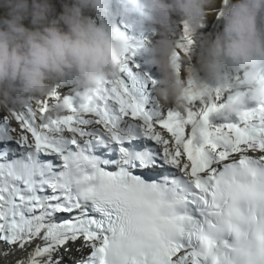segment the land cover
I'll use <instances>...</instances> for the list:
<instances>
[{"label": "snow or ice", "instance_id": "snow-or-ice-1", "mask_svg": "<svg viewBox=\"0 0 264 264\" xmlns=\"http://www.w3.org/2000/svg\"><path fill=\"white\" fill-rule=\"evenodd\" d=\"M143 46L62 116L56 89L0 116V264H264V104L213 123L219 90L189 80L187 112L151 106Z\"/></svg>", "mask_w": 264, "mask_h": 264}, {"label": "clouds", "instance_id": "clouds-1", "mask_svg": "<svg viewBox=\"0 0 264 264\" xmlns=\"http://www.w3.org/2000/svg\"><path fill=\"white\" fill-rule=\"evenodd\" d=\"M56 12L53 0H0V111L11 113L20 105L46 98L56 80L74 76L75 96L88 102L94 89L118 77L125 52L133 38L122 32L116 20L149 28L158 39L143 41L146 63L157 68L160 79L154 92L161 109L187 112L188 80L176 70L179 38L174 16H181L196 43L180 58L189 76L204 73L232 90L225 65L242 69L247 94L235 89L236 98L223 103L229 115L242 116L249 102L264 104V0H61ZM97 13L103 23L89 14ZM209 16L223 18V30L215 39L197 37ZM30 21V24H26ZM203 34L201 33V36ZM197 63L193 64V59ZM208 89L215 90L207 84ZM207 96L208 93L206 92ZM66 97L49 112L62 116L71 105ZM38 107V106H37Z\"/></svg>", "mask_w": 264, "mask_h": 264}, {"label": "rangeland", "instance_id": "rangeland-1", "mask_svg": "<svg viewBox=\"0 0 264 264\" xmlns=\"http://www.w3.org/2000/svg\"><path fill=\"white\" fill-rule=\"evenodd\" d=\"M54 5H55L57 13H61L63 11V6H58L56 4H54ZM89 14L93 17L94 20H96V22L98 24L100 23L99 18H101V17L97 13L91 12ZM173 19L176 21V31H179L182 33L184 31V25H185L183 18L181 16H174ZM25 23L30 24V21H26ZM126 25H127V23H126ZM223 26H224V21H223L222 17H220V16H209V18L206 21V25L200 30V33L197 34V37L200 39H203V38L215 39V36L223 30ZM212 27L214 28L213 32H211ZM128 28H127V31L129 32L130 36L137 37V39H134L133 45H135L138 41H148V40L154 41L155 39H158V36L153 32H152L153 33L152 35H147L145 29L142 30V29H139L135 26H131ZM201 33L203 34L202 36H201ZM195 43H196V40H194L193 45ZM147 59H148V57H147L146 53L144 52V46H143L138 50L137 55L135 57V62H136V64L139 65V68H137L135 71H136L137 75L140 77V80L143 84L150 85L149 89L148 88L143 89V91H145V92L149 90V92H147V94L149 96V104L151 101V102L157 103V106H159V103H158L156 96H155L154 88H155L156 83L160 79V74H159L157 68L146 63ZM196 63H197V61L194 57L193 64L195 65ZM181 73H182V77L185 80L197 81V84H199V85L207 84L209 87H211L215 90H219V93H220L219 103H225L230 99H234L236 96V92H235L236 88L235 87H232L231 91L226 92L221 87L219 82H217L215 80H211L204 73H193V74H191V76H189V74L187 72H184L183 70H181ZM222 73L228 77L229 82L234 80L235 83H238L240 85H242V82L245 79V73L242 69L233 68V67L228 66V65H225L223 67ZM148 77H151V79H147ZM152 81H155L156 83L154 85H152ZM53 87L56 89V91L60 95L61 99H63V97L66 98L68 96H71L74 99V101L78 99V97L75 96V89L78 87V84H77L74 76H68V77H65L64 79L57 80V83L54 82ZM240 90L244 91L247 94V86L246 85L240 86ZM255 106H256V104L254 102H249L247 105V108H252ZM23 107H24V105H20L19 109H23ZM166 111H167V109H165V112ZM2 112L4 114L7 113L5 111H2ZM0 115H1V111H0ZM12 126L16 127L18 132L21 131V129L19 128V123L17 121H15L14 119L12 120ZM164 133L167 135H170L166 132V130H164ZM28 135H30V133H28ZM87 248L90 251V248L89 247H87ZM60 252H61V255L63 254L65 256L64 258L66 261L70 259V257L67 254H64V249Z\"/></svg>", "mask_w": 264, "mask_h": 264}, {"label": "bare ground", "instance_id": "bare-ground-1", "mask_svg": "<svg viewBox=\"0 0 264 264\" xmlns=\"http://www.w3.org/2000/svg\"><path fill=\"white\" fill-rule=\"evenodd\" d=\"M99 21H100V23H103L104 21H103V18H99ZM116 23H117V25H118V27L120 28V30L122 31V32H125V33H127L129 36H130V34H129V32L127 31V28L128 27H131V26H129L128 24L126 25V23L122 20V19H120V18H117V20H116ZM129 29V28H128ZM145 31H146V34L147 35H152L153 33H152V31L149 29V28H145ZM214 31V28L212 27L211 28V32H213ZM132 37V36H131ZM133 38V42H134V39H137V37H132ZM209 78V77H208ZM56 83H57V80L55 81ZM196 83H197V81H195ZM217 83V82H216ZM231 85H232V87H235V88H237V87H240V86H245V85H240V84H238V83H235V81L234 80H232L231 82ZM150 87H148V89H149ZM64 92V91H63ZM146 93H147V91H146ZM63 98H65V97H63ZM79 99V98H78ZM151 106H157V103H155V102H152V105ZM4 113L1 111V115L0 116H2ZM226 119H230V120H232V121H235V120H237L238 118L235 116V115H229V114H227V113H217L216 115H214L213 117H212V120H213V123H217V124H219V123H223V122H225L226 121ZM165 135H167V134H165ZM30 136V135H29ZM41 242L39 241V240H37L33 245H31L30 247H29V251H31V250H33L34 248H35V246H36V244H40ZM79 243V242H78ZM88 254H90V252H89V250L87 249V248H84L83 249V255H81L80 253H75L74 252V254H73V256L71 257V259H73V260H75V261H79L80 259H82V258H86L87 257V255ZM61 254H58L57 256H60ZM23 256H25V253H16V255L15 256H12V257H8L7 259H10V260H15V259H17V258H19V257H23ZM65 257V256H64ZM82 257V258H81ZM65 259V258H64Z\"/></svg>", "mask_w": 264, "mask_h": 264}, {"label": "trees", "instance_id": "trees-1", "mask_svg": "<svg viewBox=\"0 0 264 264\" xmlns=\"http://www.w3.org/2000/svg\"><path fill=\"white\" fill-rule=\"evenodd\" d=\"M53 3L58 6H62L61 0H53Z\"/></svg>", "mask_w": 264, "mask_h": 264}]
</instances>
